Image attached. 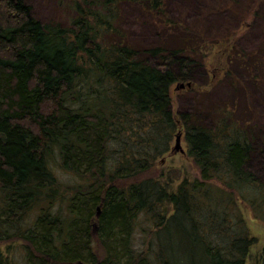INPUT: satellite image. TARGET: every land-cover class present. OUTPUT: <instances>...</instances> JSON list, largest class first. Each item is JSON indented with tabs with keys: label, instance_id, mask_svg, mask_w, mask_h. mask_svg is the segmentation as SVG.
I'll return each instance as SVG.
<instances>
[{
	"label": "trees",
	"instance_id": "16d2710c",
	"mask_svg": "<svg viewBox=\"0 0 264 264\" xmlns=\"http://www.w3.org/2000/svg\"><path fill=\"white\" fill-rule=\"evenodd\" d=\"M54 1L46 24L0 0V243H23L27 264H247L241 204L264 224V0ZM249 20L261 32L239 51ZM202 81L228 101L175 112L173 86L203 97ZM178 134L201 178L171 192L143 177Z\"/></svg>",
	"mask_w": 264,
	"mask_h": 264
},
{
	"label": "rangeland",
	"instance_id": "374dc122",
	"mask_svg": "<svg viewBox=\"0 0 264 264\" xmlns=\"http://www.w3.org/2000/svg\"><path fill=\"white\" fill-rule=\"evenodd\" d=\"M28 4L32 6L33 14L41 20L43 23H50L54 19L61 18L59 17L60 13L57 7L55 6L54 0H26ZM176 2V0H175ZM134 14V12H133ZM260 23V22H259ZM249 25V26H247ZM261 23L257 24V26L251 23V20L247 22L244 27H242L241 32L243 33V37L238 42L239 44V51H247L249 48L253 49L255 38L259 36L261 32ZM136 32H138L136 30ZM135 32V33H136ZM262 37H260L261 39ZM218 51V50H217ZM226 62V54L221 51H218L214 55L208 59L207 70L209 75L210 84L213 85L218 78H223L225 72V63ZM219 75V77H217ZM206 82L202 81L199 85L203 86ZM176 86L174 85L172 88V97H173V104H174V111H182V110H189L196 101L205 99L208 102H217L221 101H228V88L218 87L210 90L212 87L203 86L201 93L203 97L198 93H187L185 90H176ZM263 89V88H262ZM210 90V91H209ZM264 91V89H263ZM262 92V91H260ZM209 93V94H208ZM259 94L256 92V96ZM207 96V97H206ZM253 110H255L256 115L261 118V125H264V102L258 100L254 97L252 101ZM176 144V138H173L172 145L170 148V152L166 154L163 158L159 159L156 163L155 167L152 169L151 172L146 174L143 178L144 179H160L162 181H167L173 187L171 192H173L175 187H177L185 178L189 179H199L201 178L200 172L196 167L194 161L187 155V144L185 142V136L182 135V148L184 149V153L178 152L174 153L172 149ZM62 179L68 181L67 178L63 177ZM98 206L96 208L95 216L93 219V232L92 236L95 238L97 231H98V209L100 210L101 215V207ZM242 210L244 212V216L246 222L251 230V233L254 237L258 239V242L253 246L251 249L247 264H258L260 257L259 254L261 253L262 248L264 247V224L260 221L254 219L251 210L245 204H241ZM95 225L97 228H95ZM149 239L151 237H142L140 232L137 233V243L136 248L138 251L146 250L148 248ZM0 247L6 257H9L14 264H27L25 250L23 248V243L19 242L18 240H9L6 242L0 243ZM96 256L101 260L105 257V252L100 247L99 241L96 239L93 240V247H92ZM79 264V263H77Z\"/></svg>",
	"mask_w": 264,
	"mask_h": 264
},
{
	"label": "water",
	"instance_id": "95a60500",
	"mask_svg": "<svg viewBox=\"0 0 264 264\" xmlns=\"http://www.w3.org/2000/svg\"><path fill=\"white\" fill-rule=\"evenodd\" d=\"M187 87H191V84H187ZM185 88H186V85L182 83V84L177 85L176 90H183ZM181 142H182V134H178L176 137V144L174 148L172 149L174 153H178V152L184 153L185 152L184 149L182 148ZM99 215H100V210L98 209V217ZM95 228H97L96 225H95Z\"/></svg>",
	"mask_w": 264,
	"mask_h": 264
}]
</instances>
